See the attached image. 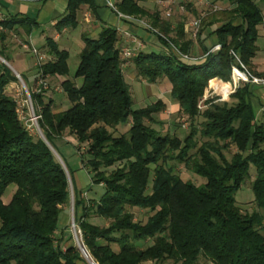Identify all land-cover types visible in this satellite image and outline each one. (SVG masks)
<instances>
[{"label": "trees", "instance_id": "trees-1", "mask_svg": "<svg viewBox=\"0 0 264 264\" xmlns=\"http://www.w3.org/2000/svg\"><path fill=\"white\" fill-rule=\"evenodd\" d=\"M144 1L118 0L116 10L110 8L118 15L152 17L141 4ZM223 1L234 6V16L208 36L202 28L198 30L196 42L185 32L184 22L173 27L160 12L153 13L151 27L158 29L148 31L157 36L159 49H143L133 56L139 75L148 82L161 78L170 82L179 111L190 119V131L183 141L170 133L161 134L146 122L154 121L165 108L162 100L133 108L117 27L103 25L97 37L82 35L84 46L74 76L82 78L80 85L67 78L69 51L52 37L46 38L52 58L40 66L38 76L66 77L61 86L71 105L54 112L52 101L45 102L43 93L32 92V98L40 106L39 126L55 149L53 138L67 130L76 138L77 148L80 143L88 144L85 153L90 157L82 165L90 167L89 187L105 188L98 201L84 199L74 185L84 181L66 166L75 191V223L98 264L167 260L203 264L201 258L213 264H264V112L257 115L253 84L236 87L230 95L232 103L230 99L208 100L204 111L198 107L211 79L231 80L237 57L253 74L264 76V71L253 67L259 27L264 23V0ZM83 6L94 15L99 7L97 0H67L55 27L60 31L77 28ZM20 14L2 16L0 27L10 31L22 26L30 34L39 21ZM213 35L215 41L209 44ZM5 39L6 33L0 31L2 46ZM168 41L180 53L170 49ZM216 44L221 48L211 51ZM196 46L199 57L191 56ZM0 56L8 61L4 47ZM17 80L0 60V264H79L83 257L78 247L72 242L63 249V237L57 235L63 205L70 195L67 173L46 141L30 133L17 113L16 101L6 93L7 86ZM199 116L203 121L198 122ZM124 124L130 127L118 136L109 130ZM197 136L208 140L191 153L198 144ZM226 151L232 154L230 159ZM172 160L205 182L183 179L169 164ZM116 164L109 173L103 170ZM252 165L256 170L255 202L262 211L244 214L235 196ZM11 184L16 190L5 203L2 197ZM134 207L150 212L145 223L135 219L130 210ZM93 215L110 221L97 225L90 221ZM148 240L152 242L149 246L138 245Z\"/></svg>", "mask_w": 264, "mask_h": 264}, {"label": "rangeland", "instance_id": "rangeland-1", "mask_svg": "<svg viewBox=\"0 0 264 264\" xmlns=\"http://www.w3.org/2000/svg\"><path fill=\"white\" fill-rule=\"evenodd\" d=\"M115 2V0H112ZM160 0H146L144 2H141V4L148 10V12L152 15L150 17L149 15H145L140 18H136L133 16L125 15L132 17L134 19L133 21H130L133 26L141 27L144 32L148 31L147 26H152L153 16L155 13L160 12L162 19H166L171 21L173 24L172 26L175 27L179 22H184V26L190 25V23L194 20H199V28L204 30V33L208 36L209 33L211 34V30L214 27L221 26L223 22L228 21L231 17H233L234 13H232V8L234 7L232 4H230L227 1L223 0H161L164 4V6L161 5L159 2ZM38 1H34L32 3H26L24 1L20 2L19 6H23L22 11L26 12L30 17L32 18H39V8L37 5ZM106 7H108L105 4ZM111 9L110 7H108ZM89 9V8H88ZM170 10V15L167 16V11ZM154 13V14H153ZM84 14V11H79L78 18L79 20L82 18ZM121 14V13H120ZM123 15V14H122ZM2 14L0 13V19L2 18ZM121 18H124V15L121 16ZM136 21V22H135ZM141 21V22H139ZM57 23V22H56ZM21 28V30L19 29ZM54 27L51 24L50 17L44 18V21H42L41 24L33 25L32 28V36L34 39H32V45H28L27 47H24L23 42L21 41L20 36H18L19 33H23V35L27 36L29 33L25 30L22 26H17L16 28L12 30H5L0 27V31L6 33V39L8 36H10L12 40V46L11 49L15 50V53L13 55L15 57L21 58H29L35 57L38 59V66L40 67L42 64H44L46 61L50 60L52 56L48 53V50L50 49L46 38L50 36H54ZM158 28H156L157 30ZM20 30V31H19ZM119 33L122 35L120 37L122 44V50L124 47H130L135 54L138 53L140 50H147L150 51L153 48H151L152 45H155L157 42L159 43V40L157 39V36L155 34H150L151 39L150 41H142L144 46L141 47L136 46L134 48V45L131 42L130 44H127L125 42L126 35L129 33L131 36L130 41H132L133 35L129 31H125L122 29H119ZM57 31H60L57 29ZM12 32V33H11ZM18 32V33H16ZM158 32V31H157ZM198 33V32H197ZM42 34L47 36L46 38L42 37ZM82 30L80 26H77L75 29H68L67 32H64L62 34V38L59 40L60 48L61 49H67L70 53V57L68 59V65H69V74L67 75V78L73 79L77 85H80L82 83V78H75V73L78 68L79 62H80V52L82 50L81 43L83 40L81 39ZM85 34V33H84ZM88 35V34H87ZM97 37V36H95ZM198 37V36H197ZM197 37L193 38V41L196 42ZM5 39V40H6ZM215 41V36L209 37V44H212ZM149 44V45H148ZM142 45V43H141ZM256 45L258 46V50L256 53V56L254 57L257 65L260 68H264V23L260 25L259 27V37L256 41ZM2 47V42L0 40V48ZM39 47V48H38ZM153 50H158L154 48ZM10 52H13L11 50ZM11 54V53H10ZM200 49L198 46H196L193 50V54L191 56H200ZM14 56H10L6 53V58L8 61H6L7 64L13 72L16 74L18 80L16 82H11L7 88L6 93L14 98V100L17 103V113L20 117V119L24 122V124L28 127L31 134H33L35 137H45L42 129L39 126V110L40 106L38 107L37 104H35L33 98H32V92H40L44 94V100L45 102H49V100L53 103V111L54 112H60L64 109H67L71 102L67 98V95L65 94L62 86L61 81L59 78L55 76H46L45 78H42L41 75L35 79V85L32 86L34 81V76L32 78L25 77L24 80L19 73L22 75L26 72V70H22V68L19 67L18 62L16 61V58L14 59ZM253 58V59H254ZM4 59V58H3ZM1 60V59H0ZM122 60H123V70L126 74V80L128 83L131 84L132 89V96H133V108L138 109L145 106H148L150 104H153L157 102L158 100H162L165 104V108L155 115L154 121H146L149 125L157 129L161 134L170 133L172 135L178 136L182 141L186 137V135L190 131V119L187 115H184L179 111V104L175 102V100L171 96V84L166 78L159 79L155 84L156 86H153L150 82H148L144 77L140 76L138 73V69L133 61V56L129 58H123L122 54ZM2 61V60H1ZM3 62V61H2ZM19 73H18V72ZM40 71V69H39ZM40 72H38L39 75ZM208 88L205 90L204 96L200 100L198 107L200 111H204L208 107V100H211L212 102H218V101H227L229 100V103L234 102V99L230 96L226 100H219L218 94H211V90ZM261 117V116H259ZM203 117H198V122L203 121ZM130 124H124L119 126L117 129L109 128V130L116 136L125 133L128 131ZM44 135V136H43ZM46 138V137H45ZM47 140V139H46ZM198 144L195 148L191 150V153H196L198 147L208 138H202L201 136H197ZM54 145L56 149L53 147V145L47 140L46 143L49 145L51 150L53 151L55 157L57 160L62 164L64 167L69 181V200L68 203L63 205V211L60 216L59 221V228H58V237L62 236V248L66 249V246L69 243H74L78 249L81 252V255L83 257V261H81L79 264H98V262L95 261V259L92 257L90 252L87 250L85 245L82 242L81 239V231L78 229L75 219H74V203H75V191L74 186L71 178L70 171L68 170L67 165H69L70 169L74 171V176L81 177V179L84 181V184L82 185L81 181L79 183L76 182V189L83 192L82 196L84 199L91 203L93 201H98L101 194L105 191V188L103 185H90L91 183V175L89 174L90 167L87 166V164L82 165L83 160L89 159V155L86 154V150L88 148L87 143H80L78 144L77 148V140L76 138L70 134V132L67 130L64 132L62 136L54 137L53 138ZM232 150L231 152H235L236 148L235 146H231ZM178 151H176V154ZM228 159L231 158L232 154L225 152ZM84 154V157L82 156ZM66 163H65V162ZM176 161H170L169 164L173 165L175 167V171L179 173L183 179L185 180H191L192 182L199 184L205 182V179L202 176H199L195 173H192L191 170L186 168L183 164H176ZM118 164L115 166H112L110 168H103V170L107 173L111 172L113 169L117 168ZM256 179V170L255 167L252 165L250 168V174L245 179L242 187L238 190L236 193V201L238 206L241 208L242 212L244 214H252L255 211H259L260 209L257 206V203L255 202V195L253 191V183ZM16 190V185L11 184L7 190L5 191L2 199L5 203H8L13 193ZM134 215L135 219L137 221H140L142 223H145L147 221L148 215L150 212L147 209H140L137 207L130 209ZM262 211V210H260ZM90 221L92 223H95L97 225H107L109 223V219L106 220L103 217L95 216L93 215L90 218ZM262 233L264 234V230H262ZM152 244L150 240L148 241H141L138 243V245L141 248H145ZM81 246H84L86 249V253H84L81 250ZM116 250H118L117 246H114ZM89 256V258L87 257ZM203 264H213L210 261H207L204 258H201L200 260ZM141 264H177L173 263L172 260H167L165 262L157 263L155 261H146Z\"/></svg>", "mask_w": 264, "mask_h": 264}, {"label": "crops", "instance_id": "crops-1", "mask_svg": "<svg viewBox=\"0 0 264 264\" xmlns=\"http://www.w3.org/2000/svg\"><path fill=\"white\" fill-rule=\"evenodd\" d=\"M24 1L26 3H32L34 1H38L37 3L39 5V24L42 23V21H44V18H48L50 17L51 20V24L54 27V36H50L53 39H55V41L59 44V40L62 38V34L64 32H67L68 29L65 28L62 31H57V28L55 27V24L57 22V20L59 19V17L64 13L65 9H66V5H67V0H0V13L4 16L6 14L9 13H21L19 16H23V14L25 15L26 12L22 11L23 6H19L20 2ZM115 0L114 3H116ZM98 3V9H97V13L96 15H94L87 6H83L82 9L80 10L82 12V10L84 11V14L82 16V18L79 21L78 26L81 27L82 30V34H81V39H82V35L88 34L90 37H95L99 34L101 28L103 25H112L115 26L119 29L122 30H127L129 31L132 35V41L128 42L127 44H130L131 42L134 45V48H136V46H141L143 47L144 44L142 41H150L151 36L149 33H147L146 31L144 32V30L141 27H137V26H133L132 23L126 19L121 18L120 15H118L114 10L109 9L108 7L105 6V0H97ZM25 10V9H24ZM79 13V12H78ZM28 15V14H26ZM29 16V15H28ZM21 30V28H19ZM19 30V31H20ZM7 31V30H6ZM12 33V32H11ZM18 33V32H16ZM18 36H20L21 41L23 42L24 47H27L28 45H32V33H30L27 36L23 35V33H19ZM43 38H46L47 36L42 34ZM127 41V39H126ZM142 43V45H141ZM2 47H4L5 53L9 54L11 57L14 56L13 53H15L14 49H11L12 46V40L10 38V36L7 37V39L3 42ZM149 45V44H148ZM84 46V42L81 43V48H83ZM159 43L157 42L155 45H152L151 48H156L159 49ZM39 48V47H38ZM11 50H13V52H10ZM67 50V49H66ZM68 51V50H67ZM11 53V54H10ZM16 58V61L19 64V67L22 68V70H26V72L23 74L24 77H28V78H32V76H34V81L32 86L35 85V79L38 76V72L40 67L37 65L38 64V59L35 57H30L29 58H17L14 56V59ZM253 67L255 69H257L258 71H264V68H260L257 65V62L255 60V58L253 59ZM18 72V71H17ZM19 73V72H18ZM21 75V73H19ZM57 78L60 79V81L62 82L66 77L64 76H55ZM153 86H156L155 83H151ZM252 89L254 91V97H253V103L254 106L256 108L257 111V115L261 116L264 112V88L262 86H258V85H253Z\"/></svg>", "mask_w": 264, "mask_h": 264}, {"label": "built area", "instance_id": "built-area-1", "mask_svg": "<svg viewBox=\"0 0 264 264\" xmlns=\"http://www.w3.org/2000/svg\"><path fill=\"white\" fill-rule=\"evenodd\" d=\"M105 2L109 7L116 10L115 3L112 0H105ZM159 2L161 3L162 6H164L163 5L164 3L161 0ZM119 15L123 16L122 14H119ZM168 15H170V10L167 11V16ZM124 18L134 22V19L132 17L124 15ZM199 22H200L199 20H194L190 23V25L185 26V32H187L191 38H195L197 36ZM146 27H148V29H152L153 31H156V29H153L151 26L146 25ZM126 36H127L126 42L128 43L130 42L131 36L129 35V33H127ZM168 42H169L170 49H173L176 53H180L179 50L170 41ZM169 48L167 47V49ZM220 48H221V45L216 44L211 49V51H216V50H219ZM122 54H123V58H129L131 56H134L135 52L130 47L126 46L123 48ZM183 56L188 57V55L186 54H184ZM237 62L238 64L233 67L232 78L230 81L225 82L217 77L209 81V90H211L212 92L211 94L212 95L214 93L218 94L219 100H226L234 92L235 88L243 83H251L255 86L258 85L264 88V76L253 74L247 68V66L240 60L239 57H237Z\"/></svg>", "mask_w": 264, "mask_h": 264}, {"label": "water", "instance_id": "water-1", "mask_svg": "<svg viewBox=\"0 0 264 264\" xmlns=\"http://www.w3.org/2000/svg\"><path fill=\"white\" fill-rule=\"evenodd\" d=\"M0 59H1L3 62L7 63L6 60L3 59L1 56H0ZM43 136H44V135H43ZM43 138H44L45 141H47L45 137H43ZM81 250H82L84 253L86 252V249H85L84 246H81Z\"/></svg>", "mask_w": 264, "mask_h": 264}, {"label": "bare ground", "instance_id": "bare-ground-1", "mask_svg": "<svg viewBox=\"0 0 264 264\" xmlns=\"http://www.w3.org/2000/svg\"><path fill=\"white\" fill-rule=\"evenodd\" d=\"M89 258V256H87Z\"/></svg>", "mask_w": 264, "mask_h": 264}]
</instances>
